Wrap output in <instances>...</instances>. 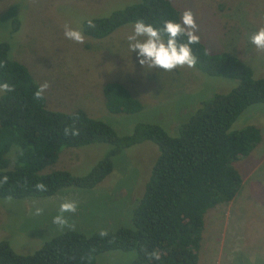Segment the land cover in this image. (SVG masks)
<instances>
[{"label": "rangeland", "instance_id": "374dc122", "mask_svg": "<svg viewBox=\"0 0 264 264\" xmlns=\"http://www.w3.org/2000/svg\"><path fill=\"white\" fill-rule=\"evenodd\" d=\"M138 1L0 0V42L9 43V57L24 64L39 85L50 84L44 93L49 109L83 108L120 135L130 133L138 122L161 119L174 135L201 99L211 91H228L238 81L208 76L187 66L164 71L141 65L138 50L131 51L127 40L135 23L103 39L83 34V44L64 35L65 25L81 31L85 19L106 16ZM170 1L181 17L185 10L194 13L197 34L209 51H228L252 69L254 78L264 76V50L250 42V36L264 27V0ZM15 18L20 26L13 31ZM107 81L122 83L144 108L130 115L108 113L101 92ZM248 125L260 129L261 141L234 163L242 178L234 198L205 213L197 264H264L263 103L248 106L232 128ZM107 148L104 143L65 148L54 168L85 174ZM157 154V146L150 141L122 150L113 157L112 172L92 189L65 188L47 197H0V240H6L17 253L34 252L43 242L69 230L53 223L65 200L78 204L75 213L64 214L75 224V231L89 235L129 226ZM36 207L44 209L41 215L34 214ZM134 256L133 251L110 250L98 254L96 264H129Z\"/></svg>", "mask_w": 264, "mask_h": 264}, {"label": "trees", "instance_id": "16d2710c", "mask_svg": "<svg viewBox=\"0 0 264 264\" xmlns=\"http://www.w3.org/2000/svg\"><path fill=\"white\" fill-rule=\"evenodd\" d=\"M88 19L94 21V28L88 26ZM88 19L82 22L81 32L103 39L138 20L157 28L166 20L181 22V14L170 0H139ZM19 26V20L13 19L12 30ZM163 38L167 40L166 35ZM179 39L186 42L187 38ZM191 48L198 58L195 69L208 76L236 79L237 85L207 94L178 124L174 135L161 119L159 123L138 122L130 133L120 135L83 108L61 111L49 109L45 98L35 100L39 84L24 64L9 57V43L0 42V60H7V66L0 68V83L15 87L0 93V179L9 178L0 184L1 198L47 197L65 188L92 189L112 172L113 157L122 150L143 141L158 149L129 226L108 231L103 238L100 231L87 235L65 230L25 255L0 240V264H96L97 255L110 250L135 252L129 264H197L205 213L234 198L242 183L234 163L261 141L257 126L234 129L232 124L248 106L264 104V76L254 78L252 69L236 55L209 51L202 40ZM101 92L110 114L130 115L144 108L118 81L105 82ZM73 114L79 115L80 135L65 136L63 129L72 123ZM91 143H104L108 148L85 174L54 168L63 149ZM37 182H43L47 191L37 190ZM152 251L161 258L149 260L147 254Z\"/></svg>", "mask_w": 264, "mask_h": 264}, {"label": "clouds", "instance_id": "9594fccd", "mask_svg": "<svg viewBox=\"0 0 264 264\" xmlns=\"http://www.w3.org/2000/svg\"><path fill=\"white\" fill-rule=\"evenodd\" d=\"M89 27H95L92 19L87 20ZM198 24L194 13L189 9L182 13L181 22L166 20L162 28H157L152 24H147L143 20H138L134 24L133 33L127 36L129 48L131 51L138 50L139 63L149 68H161L164 71H172L176 68L185 67L194 68L198 58L193 54L191 45L200 42L198 32ZM64 35L66 38L77 43L83 44L85 37L80 30L73 29L68 25L64 26ZM167 36V40L163 36ZM143 39H140V38ZM180 37H186V42H181ZM250 42L255 45L258 50H264V27L260 28L250 36ZM7 66V60H0V68ZM50 87L45 81L40 84L34 93L35 100H43L44 93ZM15 90L13 85L7 82L0 83V92H12ZM79 120L78 114H73V120L70 125L63 129L65 136H79L80 129L76 126ZM8 176L0 179V184L8 182ZM35 188L39 191H47V186L43 182H37ZM10 200L11 197H8ZM35 203V202H34ZM78 204L76 201L65 200L59 205V214L53 218V223L58 225L61 230L67 227L69 230H75V224L70 223L65 213H75ZM44 209L42 207L35 208V215H41ZM107 229H101L100 237L108 236ZM148 259L159 260L160 254L156 251L149 252Z\"/></svg>", "mask_w": 264, "mask_h": 264}]
</instances>
